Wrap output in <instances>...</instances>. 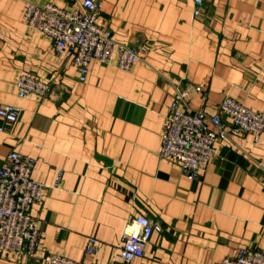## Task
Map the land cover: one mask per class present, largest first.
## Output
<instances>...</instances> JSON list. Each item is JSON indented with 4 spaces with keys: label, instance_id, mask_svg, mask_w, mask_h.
Instances as JSON below:
<instances>
[{
    "label": "crops",
    "instance_id": "obj_1",
    "mask_svg": "<svg viewBox=\"0 0 264 264\" xmlns=\"http://www.w3.org/2000/svg\"><path fill=\"white\" fill-rule=\"evenodd\" d=\"M26 0H0V105L19 108L0 131V167L12 150L35 159L44 184L30 214L37 256L85 264L116 256L130 217L162 224L132 264H214L238 248L264 251V133L239 138L247 154L217 142L196 179L158 156L173 89L202 84L210 113L225 95L264 114V0H102L98 21L143 54L129 71L92 61L84 81L51 41L23 22ZM73 9L80 0H29ZM20 73L62 96L18 95ZM192 104L201 94L190 90ZM57 177L58 181H57ZM58 182L57 184H55ZM99 240L93 254L87 238ZM0 264H23L9 254Z\"/></svg>",
    "mask_w": 264,
    "mask_h": 264
},
{
    "label": "built area",
    "instance_id": "obj_2",
    "mask_svg": "<svg viewBox=\"0 0 264 264\" xmlns=\"http://www.w3.org/2000/svg\"><path fill=\"white\" fill-rule=\"evenodd\" d=\"M101 8L102 0H80L73 9L26 0L23 22L48 38L56 55H65L72 61L80 81L86 79L92 61L114 63L123 71H129L136 62L146 63L137 47L116 39L111 29L98 21ZM202 13L203 0H194L193 14ZM169 82L173 99L161 133L160 159L176 164L189 179H196L215 154L217 142L251 157L238 139L251 136L252 142L258 143L264 133V114L229 95L210 113L202 106L206 99L202 84L185 82L181 86L172 80ZM17 88L20 97L27 94L41 98L62 96L61 91L55 93L53 82L28 73H20ZM190 90L201 94L199 106L192 104ZM18 116L17 106L1 104L0 131L9 130ZM251 158L264 168L261 162ZM34 165L33 157L12 150L0 167V255L9 254L23 264H85L56 253L37 256L40 229L30 214V207L42 201L44 184L31 177ZM161 231L159 221L142 214L130 217L116 256L104 264H132L143 256L151 235ZM98 247L99 240L90 235L85 252L93 254ZM214 264H264V251L240 247L234 255H227Z\"/></svg>",
    "mask_w": 264,
    "mask_h": 264
}]
</instances>
